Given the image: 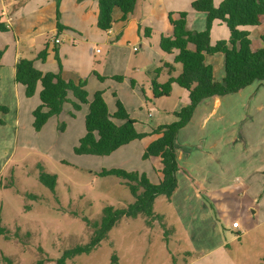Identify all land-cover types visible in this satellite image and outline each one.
<instances>
[{
	"label": "rangeland",
	"instance_id": "1",
	"mask_svg": "<svg viewBox=\"0 0 264 264\" xmlns=\"http://www.w3.org/2000/svg\"><path fill=\"white\" fill-rule=\"evenodd\" d=\"M152 1L139 2L134 9L137 19L142 20L143 16H147ZM169 4L177 11L195 14L186 0ZM6 11L14 19L12 24L20 43H15L11 33L0 32V50L5 51L1 62L3 68L0 75L3 73L4 78L0 90H8L10 81L12 83L9 71H12L16 54L24 52L28 57L33 52L38 58L45 45L59 34L55 26L60 23L64 28L60 36L62 46L72 50L64 60L66 69L71 71L70 66L76 65L82 67L91 77L87 88L90 102L97 92H105L104 100L110 114L117 111L116 93L119 100L125 101L131 118L138 122L136 129L139 133L153 125H158L154 128L160 124L165 125L173 119L174 111L180 109L185 100V95L182 98L179 93L184 90L176 86L169 98L145 101L143 91L149 92L154 81L158 84L167 82V74L149 76L151 70L145 66L153 60H158L160 66L171 62L177 67V76L181 73V66L173 63L172 56L167 57L163 64L160 63L155 46L152 49H140L135 24L128 28L119 41L110 43L108 36L97 26V0H0V15ZM195 15L205 16L201 13ZM190 23L192 27L201 29L200 21L191 19ZM250 30L252 48L256 49L261 42L258 37L261 29ZM228 35L225 26L215 27L213 40ZM133 47L139 48V52H135ZM97 49L101 54L96 53ZM56 55L52 51L47 58L44 68L47 72H58ZM212 59L216 79L221 81L225 61L223 59L222 64L218 56ZM37 66L41 68V64ZM113 73L122 77L123 82L119 83L112 77L103 81L95 78L96 74L105 78ZM133 83H136L135 91ZM20 88L25 90L24 87ZM69 98L74 100L72 94ZM248 100L245 108L235 109L236 112L229 115L230 120L229 116L224 118V125L218 129L210 127L208 130V138H222V141H226L223 146L213 142L217 143L214 152L221 156L222 159L218 158L220 162L201 159L207 156L209 146L202 147V150L196 148L199 150L196 155H202L197 162L199 168H203L205 179L208 177L223 187L251 188L246 196L236 193L233 201H228L234 204L238 199L237 206L244 203L252 223L246 235L238 238L225 233L221 241L211 239L209 235L202 239L201 230L204 231L207 224L202 222L201 212H198L190 224L195 233L191 239L184 225L185 218L173 209L168 227L174 228L175 234H167V228L149 227L143 217L123 218L98 248L90 254L69 259L65 264H264V171L258 174V169H264V91ZM63 110L59 117L50 119L39 133L33 129L32 124L26 127L23 120L18 131L12 124L0 127V217L2 226L9 231L6 237L0 236V264H6L3 257L11 259L15 264H37L39 261L43 264H59L66 251L90 242L93 230L86 220H100L103 210L108 206L122 209L134 203L126 181L115 176L104 177L100 173L103 169L127 171V168H136L133 163L137 162V153L140 152L134 149L126 153V149L106 157L77 155L74 149L86 134L85 120L89 105L74 112L72 105L66 103ZM69 110L74 113V117ZM12 116L9 110L2 118L12 119ZM114 122L119 126L123 124L117 120ZM233 130L239 132L241 138L239 142L230 144L227 142ZM135 144L136 147L140 146L137 142ZM182 150L188 152L187 148ZM124 160L129 163L124 164ZM115 165H124L126 169L113 168ZM40 167L56 177L55 192L41 183ZM218 170L222 171L221 176L220 172L218 176H213ZM198 172L200 176L201 172ZM254 195L260 199L255 208L251 207L254 205ZM161 200L167 204V208L158 203L157 211L169 208L167 199L162 197ZM168 237H172L170 241Z\"/></svg>",
	"mask_w": 264,
	"mask_h": 264
},
{
	"label": "trees",
	"instance_id": "2",
	"mask_svg": "<svg viewBox=\"0 0 264 264\" xmlns=\"http://www.w3.org/2000/svg\"><path fill=\"white\" fill-rule=\"evenodd\" d=\"M139 0H99V17L97 26L104 32H109L113 26V13L119 9L126 20L128 15L134 12ZM192 9L206 15V28L203 31H190L187 29V12L179 13L177 19L169 14V21L173 27V35L161 38L160 47L168 54L177 51L175 64L181 65V73L172 76L165 84L153 82L154 98L169 97L172 93V85L177 84L189 93V104L180 111L175 112L176 121L158 127L154 134L160 138L152 142L143 155L147 160L151 157H160L162 160L163 179L159 184L150 182L146 174L123 169H103L101 176H115L126 181L129 190L134 197V203L126 208L117 209L108 206L103 210V215L96 222L87 221L93 230L90 242L87 245L77 246L64 253L59 264H65L67 260H73L77 256L90 254L98 248L101 242L109 237L112 229L123 218L136 219L140 216L147 220V225L152 226L154 221H159L161 226L163 218L154 211V203L159 197L171 200L178 188L177 174L180 170L178 164L176 141L179 132L185 128L193 118L198 106L208 99L226 97L236 94L241 90L255 84L264 83V34L260 39L262 48L252 50L251 33L245 28L259 27L264 20V0H223L219 6H215L214 0H195ZM215 21L226 25L230 32L228 40H219L215 44L211 41V32ZM58 31L64 28L58 23ZM0 31L8 29L0 23ZM222 54L225 57V75L222 81H217L214 76V67L206 63L207 56ZM4 51L0 50V67ZM48 57L47 49H44L38 59L45 62ZM56 60L62 69L58 55ZM159 73V70H157ZM99 80L106 78L96 74ZM122 82V77H115ZM15 81L25 88V96L32 98L41 85L40 106L33 112V128L41 132L48 121L58 117L63 112L64 105L70 103L73 111L82 110L84 105H89V113L86 116V134L74 151L77 155H91L106 157L112 155L121 147L129 145L136 140H142L147 134L136 130V121L130 117L124 105L119 100L116 102L117 111L110 114L104 100L103 92H97L90 102L86 89L87 80H65L60 73H43L38 70L33 60L21 59L16 65ZM72 94L74 100L69 98ZM9 113V109L0 104V116ZM74 117V113H71ZM114 120L122 121V125L115 124ZM1 125L4 122L0 120ZM39 179L42 184L55 192L57 179L40 167ZM37 199V197L32 196ZM9 231L2 226L0 217V236H7ZM6 264H15L11 259L3 257ZM37 264H43L42 261Z\"/></svg>",
	"mask_w": 264,
	"mask_h": 264
},
{
	"label": "crops",
	"instance_id": "3",
	"mask_svg": "<svg viewBox=\"0 0 264 264\" xmlns=\"http://www.w3.org/2000/svg\"><path fill=\"white\" fill-rule=\"evenodd\" d=\"M97 1H98V6H99V0ZM140 1L141 0L138 1L136 6L139 5ZM176 1L177 0H154L152 1V3H150L152 5V8L150 9L147 16H143L142 20L137 19L136 13L133 12L132 14L128 15L127 19L124 21L122 20V16H123L122 12L119 9H115L113 13L114 22H113L112 29L109 32H104V31L103 32L108 36L109 38L108 41L110 43H113V42L119 41L122 35L126 34V31L128 30V28H130L133 24H135L136 29H137L136 34L139 38L138 42L140 43L139 48L143 49L146 47L147 49L149 48L152 49V46H155L154 48L157 51L156 55L159 56L160 63L163 64V62H165V60L169 56L173 57V63H174V59L177 54V51H174L172 54L165 53L160 47V42L163 36L170 37L173 35V27L169 21V14L172 13L173 18L177 19L179 17V13L182 12V11H177L176 9H174L175 7L169 6L170 5L169 3H176ZM179 1L182 2L183 0H179ZM186 1L189 2L190 6L194 2V0H186ZM222 1L223 0H214L215 6H219ZM191 9H192V6H191ZM192 11L195 12V14L200 13V12L194 11L193 9ZM195 14H193L192 12L188 13L187 29L190 31H203L206 28V15L204 13H201V14H204L205 16L198 17ZM11 16H12L11 13H7V11L6 13H3L0 15V23L4 24V26L8 29V31L2 32V33H11L14 37L15 43H20L17 33L15 29L13 28L12 22L14 19ZM98 17H99V14H98ZM191 19L200 21L201 29L192 27V25H190ZM97 22H98V19H97ZM221 26L226 27V25L222 24L220 21L214 22L212 32H211L212 44H215L219 40H228L230 37V32H229L228 36L222 39L219 38L217 40H213V33L215 30V27H221ZM253 28L261 29L260 32L258 33L259 40L261 41L260 37L261 35L264 34V20H262V23L259 27H253ZM245 29L250 31L251 39H252V32L250 30L252 28H245ZM56 30L58 32L57 25L55 26V31ZM51 32L54 33L53 29L51 30ZM61 35H62V32H59L58 35L52 38V40H50L49 43L45 45L44 49H47L48 51L47 58L49 59L52 51L56 52V54L59 57L60 62L62 61L61 70L59 67V63L57 61L58 72H61L62 77L65 80H72V81H77V82L79 80H87L88 84H87L86 89L89 88L91 77H88L87 73L83 71L82 67H80L79 65L70 66L71 71H69L64 66V60L68 58L72 50H70L69 48H65V45L62 46L63 41H62V37L60 38ZM68 37H71V36L68 35ZM56 40H59L60 44H56ZM94 44L95 43L93 42L92 47H94ZM72 45H74V43H72ZM51 46H53L52 49H51ZM252 46H253V42H252ZM31 47L34 48V45L32 44ZM134 48H137V47H133V50ZM139 48H138V51H135V52H139ZM261 48H262V42H260V44L257 45L256 49L252 48V50L258 51ZM96 53L101 54V51L97 49ZM24 54H25L24 52L19 55L16 54L15 59H14V66L12 67V71H9V75H10V79L12 80V83L10 81V87L8 88V90H0V104L6 106L10 110V113L13 115L12 119L2 118L5 115H1L0 120L4 121L5 127L9 124H12L16 128V131H18V129L21 128L22 120L25 122L26 127L27 125L29 127L31 124L33 126V121H34L33 112L41 104L40 92L42 90L41 85H38L37 92L34 97L27 98L25 96V90H21L20 88L23 86L20 84H17L15 81L17 63L21 59L33 60L34 65L38 70H40L43 73H48L44 69L48 59H46L45 62H42L35 55H33V52H30V56L28 57H26ZM4 55H5V51H4ZM217 56L220 57V61L223 64V59L225 61V57L222 54H217L214 56H207L206 63L212 65L211 64V62L213 61L212 58L217 57ZM38 64H41V68L37 66ZM175 65H179V64H175ZM2 68L3 66L0 67V72ZM145 68H148V70H151V74L149 76H154L155 74L158 77L162 73L167 74V82L170 77L177 76L175 75L177 67L172 65L171 62H167V63L165 62L163 66H160L158 65V60H153L152 63H150L148 66H145ZM157 70H159V73H157ZM224 75H225V72H224ZM224 75L221 77V81L224 78ZM113 76L118 77L116 73H113L112 75H108L105 78L107 79V78L112 77V79L115 80L114 79L115 77ZM214 76H215V72H214ZM96 77L97 76H95V78ZM2 78H4L3 73L0 75V84H1ZM97 80L99 79L97 78ZM122 82H119V83H122ZM134 84L136 83L132 84L133 91H135L136 89L134 87ZM254 85H258L257 88H254V89L251 88V87H254ZM176 86H179V85L177 84L172 85V93L169 97H171L173 92H175ZM183 90L184 92H179V93L182 96V98L185 95V100L182 101L180 109H177L176 111H174L173 119H171L170 121H167V123H164L165 125L175 122L176 121L175 112L180 111L182 108L186 107L189 104V93L185 89ZM262 91H264V83H255L241 90L240 92L236 94L228 95L222 98L214 97V98L208 99L207 101H205L204 103L198 106L190 123L179 132L177 136V141H176L178 164L180 168L177 174L178 188L176 192L174 193L171 200H168L165 197L168 201L166 203H168V207H169L167 210L157 211L158 203H161L163 208H167V204H165V202H160V201H163L161 200L163 196L157 198L154 203V211L157 215L163 218L162 224L165 226V228H167L166 230L167 234L173 235L176 233V230L174 228L172 229L168 227L169 222L172 218V217L170 218V216L171 214H173V209L178 215H182L183 218H185L186 222L184 221L185 222L184 225L185 227H187V235L190 236L191 239L194 238L195 233L190 224H192L191 221L194 220V217L197 216L198 212H201L202 222H206L207 224V226L204 227V231L206 230V232L201 230V233L203 232L202 234H200L202 239H205V237L208 238V235H209L211 239H214V240L218 239L219 241H221L225 233H229L238 238H241L251 230L252 223L249 220L250 215L246 211L244 203L237 206L238 202L236 203V201L238 199H236L234 204L233 202L228 203V201L230 200L233 201V197L235 196L236 193L238 195L243 193L244 196H246L251 191V188L249 187L235 188V186L223 187V186L213 183L208 177L205 179L204 178L205 176L203 175V172H202L203 168H199V163L197 162L198 161L197 159L199 158V156H202V155L200 154L196 155V154L199 150H202V147L209 146L208 152H206L207 156H202L201 159L204 158L208 160L209 162H212V161L220 162L218 158L222 159L221 156H219L218 154L214 152V150H216L215 144L220 143L223 146L224 145L223 142H226V141H224V139L222 141V138L221 139L208 138V135L210 134L208 132L209 128L211 127V129H218L219 127H221V125H224L225 124L224 118L229 116L231 113H235L236 112L235 109L245 108L247 102L249 101L248 98H250L253 95L258 96L261 94ZM37 94L39 96H37ZM104 95H105V92H103V97ZM24 97H26L27 100L24 99ZM114 97L117 102L119 99L116 93H114ZM143 97L145 101L150 100L151 98H154L153 85L151 89H149V92H146L145 90L143 91ZM169 97H163V98H169ZM119 101L122 102L126 111L128 112L125 101H121V100ZM68 112L70 114L72 113V111L70 112V110ZM167 117H170V116H167ZM230 119L231 117L229 116V120ZM137 123L138 122L136 121V125ZM231 123L234 126L236 125L234 121H232ZM160 125L163 126L162 124ZM2 126L3 125H1L0 123V127ZM153 126L155 127L158 125H153ZM154 127H150L148 128V130H146L145 128L141 131L142 133L152 134V136H148L143 140H136L130 143L129 145L121 147L116 152L118 153L119 151L122 152L128 149L127 151H125L126 153H128L129 151H134V149H137L140 152V154L136 152L138 154L137 156L138 159H136L137 162L136 163L132 162L137 167L134 169L127 168V171L128 170L129 172L136 171L141 174H146L150 182H152L153 184L154 183L159 184L163 179V175H162L163 165H162L161 158L151 157L147 160L143 159V155L147 147L152 142L160 138V135H156L153 133L154 130L158 128V127L157 128H154ZM232 133L233 134L229 135L230 137L228 138L227 143L230 142V144H233L235 142H239L241 138L240 133L234 130L232 131ZM214 141H216L217 143L213 144ZM136 142L137 144L139 143L140 146H137V147L134 146L136 145L135 144ZM185 148L188 149V152H184V150H182ZM196 148L199 150H196ZM116 152H114L112 155H115ZM126 163H129V161L124 160V164ZM113 168L126 169L124 165H115ZM258 170H259L258 171L259 175L262 174V172L264 171V169L262 170L261 168ZM198 171L201 172L200 176L198 175L199 174ZM219 172H220L219 176H221L222 171H219V170L216 171V174H213V176H218ZM208 175H212V174L208 173ZM253 198H254V203H253L254 205H251V207L255 208L256 204L259 203L260 199H258L257 195H254ZM235 221H240L242 225L241 230L236 231L232 228V224ZM149 227L155 228V227H162V226L159 223V221H154L152 223V226H149ZM218 248L221 249L222 246H218ZM208 253H210V250L208 251Z\"/></svg>",
	"mask_w": 264,
	"mask_h": 264
},
{
	"label": "built area",
	"instance_id": "4",
	"mask_svg": "<svg viewBox=\"0 0 264 264\" xmlns=\"http://www.w3.org/2000/svg\"><path fill=\"white\" fill-rule=\"evenodd\" d=\"M56 44H60V41L59 40H56ZM134 51H138V48H134ZM99 52V51H98ZM232 228L236 231H239L241 230L242 228V225L240 223V221H235L233 224H232Z\"/></svg>",
	"mask_w": 264,
	"mask_h": 264
}]
</instances>
